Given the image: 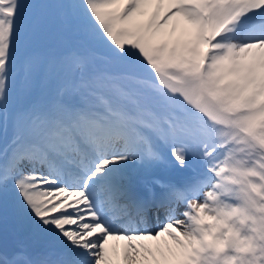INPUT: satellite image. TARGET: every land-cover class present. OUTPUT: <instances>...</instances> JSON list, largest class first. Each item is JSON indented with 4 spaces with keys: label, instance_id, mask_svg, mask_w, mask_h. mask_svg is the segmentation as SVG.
<instances>
[{
    "label": "snow or ice",
    "instance_id": "6c2138e0",
    "mask_svg": "<svg viewBox=\"0 0 264 264\" xmlns=\"http://www.w3.org/2000/svg\"><path fill=\"white\" fill-rule=\"evenodd\" d=\"M9 213L0 264H264V0H0Z\"/></svg>",
    "mask_w": 264,
    "mask_h": 264
},
{
    "label": "rangeland",
    "instance_id": "374dc122",
    "mask_svg": "<svg viewBox=\"0 0 264 264\" xmlns=\"http://www.w3.org/2000/svg\"><path fill=\"white\" fill-rule=\"evenodd\" d=\"M208 189H205V191H207ZM180 208H181V211H183V205H181L180 206ZM116 210V209H115ZM115 210H113V212L115 213ZM116 215L117 216H119V212L118 213H116ZM152 223H151V225L150 226H155L156 224H158L159 223V220L157 219V217L155 216V215H153V217H152ZM163 219V218H162ZM10 220H17V222H19V223H23V221L22 220H20V219H18V218H16L15 216H13L11 213L8 215V217H7V220L5 221V219H3L2 221L0 220V228L1 229H5V228H7V224L9 223V221ZM157 221V222H156ZM26 226V228H23V227H25ZM23 227H21L20 228V230H19V232L17 233V234H15V236L13 237L14 239H16V240H25L26 238H27V236H26V234L25 233H23L22 231H28V229H27V224H25V222H24V226ZM26 237V238H25Z\"/></svg>",
    "mask_w": 264,
    "mask_h": 264
},
{
    "label": "bare ground",
    "instance_id": "6f19581e",
    "mask_svg": "<svg viewBox=\"0 0 264 264\" xmlns=\"http://www.w3.org/2000/svg\"><path fill=\"white\" fill-rule=\"evenodd\" d=\"M180 210H181V208H180ZM116 211H119L118 209H116ZM10 214V213H9ZM153 217V216H152ZM163 218V213H161V215H160V219H162ZM4 218H3V216L2 215H0V220L2 221ZM152 218H151V221H150V225H151V223H152ZM157 222V221H156ZM26 224V223H25ZM149 225V226H150ZM24 226V221H23V223L21 222V223H19V225H18V227H17V230H16V234L19 232V230H20V228L21 227H23ZM23 228H26V226L25 227H23ZM27 229H28V227H27ZM23 233H25L26 234V236H27V233H28V231L26 230V231H22ZM12 235H13V237L15 236V234L14 233H11ZM26 238V237H25Z\"/></svg>",
    "mask_w": 264,
    "mask_h": 264
},
{
    "label": "water",
    "instance_id": "95a60500",
    "mask_svg": "<svg viewBox=\"0 0 264 264\" xmlns=\"http://www.w3.org/2000/svg\"><path fill=\"white\" fill-rule=\"evenodd\" d=\"M5 230H3V229H0V233H3ZM9 235V234H8ZM9 237H10V235H9Z\"/></svg>",
    "mask_w": 264,
    "mask_h": 264
}]
</instances>
